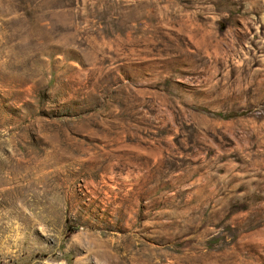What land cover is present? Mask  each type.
I'll use <instances>...</instances> for the list:
<instances>
[{
  "label": "rangeland",
  "instance_id": "374dc122",
  "mask_svg": "<svg viewBox=\"0 0 264 264\" xmlns=\"http://www.w3.org/2000/svg\"><path fill=\"white\" fill-rule=\"evenodd\" d=\"M0 264H264V0H0Z\"/></svg>",
  "mask_w": 264,
  "mask_h": 264
}]
</instances>
